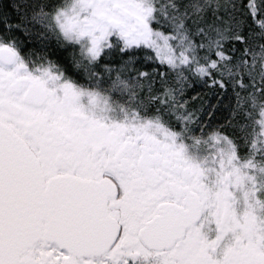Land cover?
<instances>
[{
  "label": "snow or ice",
  "instance_id": "obj_1",
  "mask_svg": "<svg viewBox=\"0 0 264 264\" xmlns=\"http://www.w3.org/2000/svg\"><path fill=\"white\" fill-rule=\"evenodd\" d=\"M0 264H264V0H0Z\"/></svg>",
  "mask_w": 264,
  "mask_h": 264
}]
</instances>
